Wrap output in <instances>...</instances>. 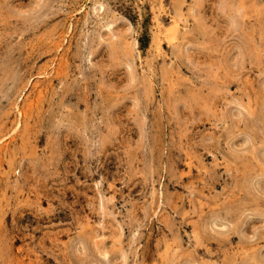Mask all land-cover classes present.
I'll return each instance as SVG.
<instances>
[{
  "label": "rangeland",
  "instance_id": "374dc122",
  "mask_svg": "<svg viewBox=\"0 0 264 264\" xmlns=\"http://www.w3.org/2000/svg\"><path fill=\"white\" fill-rule=\"evenodd\" d=\"M0 264H264V0H0Z\"/></svg>",
  "mask_w": 264,
  "mask_h": 264
},
{
  "label": "bare ground",
  "instance_id": "6f19581e",
  "mask_svg": "<svg viewBox=\"0 0 264 264\" xmlns=\"http://www.w3.org/2000/svg\"><path fill=\"white\" fill-rule=\"evenodd\" d=\"M158 22V21H157Z\"/></svg>",
  "mask_w": 264,
  "mask_h": 264
}]
</instances>
